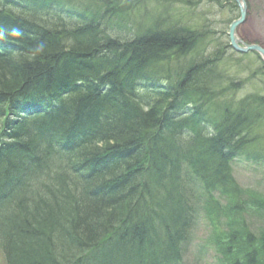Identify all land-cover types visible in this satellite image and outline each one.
Listing matches in <instances>:
<instances>
[{
	"label": "trees",
	"instance_id": "obj_1",
	"mask_svg": "<svg viewBox=\"0 0 264 264\" xmlns=\"http://www.w3.org/2000/svg\"><path fill=\"white\" fill-rule=\"evenodd\" d=\"M67 1L0 0V122L7 128L19 127L12 133L24 144L22 152L10 155L2 154L0 146V166L7 167L0 169L4 260L7 264H182V242L194 227L185 225L191 217L187 210L211 207L217 210L213 230L222 236L210 237L218 262L264 264V195L242 189L231 166L236 160L264 165V62L256 53L234 51L219 32L208 29L211 18L202 31L184 22L183 11L176 14L179 22L157 19L160 23L155 27H146L133 19L134 12L144 9L131 0ZM171 1L193 8V14L215 2L222 6L220 0ZM227 2L232 5L226 21L230 26L239 17V8L235 0ZM130 15L137 31L132 32ZM48 18L56 25H69L67 34L50 30ZM95 23L108 35L100 33ZM82 57L98 61L99 68L92 73L84 65L79 69L72 60ZM83 69L90 73L87 88H76L86 97L69 98L73 107L61 102L53 70L60 76L68 73L72 87L74 76ZM105 69L115 72V78L105 75ZM123 81L131 90H141L150 101L148 107L139 106L138 96L125 91ZM95 86L107 90L95 92ZM250 87L255 91L248 94ZM30 88L34 91L29 95ZM106 91L113 94L111 100L103 95ZM175 97L184 99L191 117L176 122L177 133L157 144L143 132L153 124L165 130L170 114L179 116L173 112L179 109L172 102ZM43 102H48L44 106L52 110V117L38 108ZM22 114L28 116L21 118ZM75 114L79 116L72 122ZM54 129L77 132L57 141ZM25 134L44 135L46 151L36 152L39 138L25 139ZM100 143L106 144L99 147ZM172 150L180 159L168 169L161 165L166 162L162 153ZM118 153L127 165L116 171L117 178L103 182L106 172L114 170L111 164L118 161ZM38 164L53 173L44 180L35 178ZM129 168L136 171L141 186ZM23 170L34 186L32 193H26L24 177L3 181L13 178V172L22 176ZM158 179L165 181L160 184ZM89 185L100 188L102 196L91 198L86 191ZM130 189H138L140 195L141 190L156 191L152 200L143 198L136 215L129 213L126 203L131 197L124 196ZM231 195L239 200H228ZM163 207H180V227H175L172 217L160 214ZM223 220L231 225L224 227Z\"/></svg>",
	"mask_w": 264,
	"mask_h": 264
},
{
	"label": "bare ground",
	"instance_id": "obj_2",
	"mask_svg": "<svg viewBox=\"0 0 264 264\" xmlns=\"http://www.w3.org/2000/svg\"><path fill=\"white\" fill-rule=\"evenodd\" d=\"M171 3L174 4V6L172 7L173 9H170L168 8L167 6V2L168 0H131V3L132 5L134 4L135 6L139 7V6H142L143 9L152 14V16L155 18V16H158L157 19L158 20H171L173 23H176L177 21L179 22L180 19H178V16L176 14H178L179 12H181L182 10H190L189 7H187V5H184L183 3L181 2H178V1H171L169 0ZM69 2V0L67 1V3ZM169 2V3H170ZM17 5H20V3H18ZM99 7H102V4H97ZM177 8V11H175ZM107 9V6L105 5L102 9H101V12H103V14H105V10ZM200 9V8H198ZM197 9V10H198ZM191 10H194L193 8ZM196 10V11H197ZM143 12H140V15L142 14ZM175 13V14H174ZM53 18L57 19V13L56 12H53ZM131 15H130V21H131V25L133 26L132 28V32L134 31H137L139 28L137 26V22L132 20L131 19ZM183 19V18H182ZM73 23H70V24H75L74 21H72ZM46 25L50 28V30H55V33L57 35H59L60 33L61 34H67L66 32V28L69 27V25L65 24L64 22H60L59 25H56L55 23L52 22L51 18H48V20L46 21ZM96 25V28L98 30H100V33H106V30L100 26L99 23H95ZM181 25V24H179ZM146 27L149 26V25H145ZM56 28L59 29L56 30ZM119 30V29H118ZM106 35H108V33H106ZM69 44H74L75 43V40H71V43L68 42ZM103 53L106 55H109L111 57L110 54H107L106 52L103 51ZM121 54V53H119ZM117 54V56L119 57V59L122 61L123 64L126 63V61L124 62L123 58H121V56ZM63 56H69V54H63ZM64 58V57H63ZM69 58H65L64 60L67 61ZM63 60V59H62ZM29 61V59H28ZM33 61V60H32ZM64 61V62H65ZM73 63L76 64V66L80 68H82L84 66H87L86 69L90 70L91 73L93 72V69H97L99 68L100 65L98 61L94 60V59H88L85 58V57H82V59H73L72 60ZM78 70V69H77ZM84 73H85V76H84V73H78L75 77V79L73 80V86L71 87L69 83H71L69 77H67V74L68 73H64L63 76H60V74L55 70H53V77L56 78V81H57V87L60 88L61 90L56 92L57 93V98L59 100L64 101L67 105L69 106H75L74 103H72L70 101L69 98H71L72 101H76V100H82L84 99V97H86L85 95H82L83 92H81V90L83 89H86L87 87L86 86V81L89 80V75L90 73H88L85 69H83ZM104 74L107 75L110 79H114L115 78V72L111 71V70H108V69H105L104 70ZM133 74V73H132ZM117 82V81H115ZM112 81V83H115ZM121 85H123V87L125 88V91L127 92H130L132 91L134 93V95L138 96V100H139V106H141L143 109H145L146 107H148V104L150 103L149 99L146 98L145 95H143V93L141 92V90L139 88H136V90H131L130 89V85H128L125 81L121 82ZM158 84H156L157 86ZM80 89H78V88ZM39 89V88H38ZM67 89L70 90L69 92H67ZM29 90H31L29 92V95L31 92H33L34 90L32 88H30ZM101 90H107V88L104 86L103 88H101V86H95L94 87V91L95 92H98V91H101ZM105 97H107V99L111 100L114 96L111 92H107L103 94ZM178 101L179 104L176 102ZM173 103L177 104L179 106V109H174L173 112L177 111L178 112V115L179 116H176V115H172L170 114V117L167 119L166 121V129L164 130L162 127L159 128V126L157 124H153V126H151V128H149V130H146L143 132V135L146 136V137H151L155 140V142L157 144H160V142H164L165 140H170V137L171 135H174L177 133V131L175 130V124L176 122L178 121H181V119H184V118H190V114L188 112L189 108H188V105L185 104L184 102V99L183 98H176L172 101ZM48 102H43L41 103V105H39V109L43 110L44 113H50L49 115L52 117L54 114L51 113L49 109V106H44L45 104H47ZM38 111V110H37ZM28 116L27 114H22L21 118H25L26 116ZM1 116V115H0ZM79 115L78 114H75L74 117L70 118V120L72 122H75L74 119L76 117H78ZM56 118V117H54ZM51 124H49L50 126ZM75 125V124H74ZM73 125V127H74ZM19 128V127H17ZM17 128H11V127H6L5 123H4V126H3V123L0 122V146L2 147V154L4 155H10L11 152H22L23 149H24V144L21 145L20 143V140L22 139V137H18L16 140H15V137L12 133V131H15V129ZM159 129V130H158ZM55 132H57L56 134V140L57 141H60L61 139H64V137H67L68 135L70 134H73L74 132H77L76 130H73V129H69L68 132H60L56 129H54ZM82 135V137L85 138V136L87 135V132H83V133H80ZM184 134H187L186 132ZM44 137V135H43ZM43 137L39 135H35V136H29V135H26L25 134V139H29V138H33V140L35 138H39V145H37L35 147V151H39L41 153L45 152L46 149H47V144L46 142L43 141ZM56 140H54L51 145L54 147L55 144H56ZM99 143V142H98ZM106 143H100L98 144L99 147H103ZM137 145V144H136ZM137 147L139 148L140 147V144L137 145ZM171 148L170 147V151H171ZM173 153V154H172ZM172 153L171 152H168V153H162L163 154V157L166 158V162L165 163H162L161 165L164 166V167H167L168 169H172L174 166V162L179 160V155L176 154V151L172 150ZM229 159L231 160L232 157H229ZM117 162H113L111 164V166L114 168V170L112 172H106V177L104 179L103 182H108L109 180L111 179H114V178H117L118 175H116V171H118L119 169H123L127 164H126V160H125V157L123 155H121L120 153H118L117 155ZM160 165H157L156 166V169L159 167ZM259 166H264L263 164H259ZM7 167L4 166V165H1L0 166V169H6ZM264 168V167H263ZM129 170L131 171V175H132V178L135 180V183L136 185L138 186H141L142 184V181L140 180H136V171L133 170L132 168H129ZM25 170L21 171V175L22 176H17V173L13 172L12 173V176L13 178L11 177H6L3 179V181L5 182H11L15 179H18V180H22L24 177L25 180H24V186H25V190H26V193H32L33 192V187L31 184V182L26 178L25 176V173H24ZM35 171L36 173L34 174L35 175V178H41V179H45V178H48L49 175H51L53 172L52 171H49V170H46V168L41 165V164H38L35 166ZM69 176L72 178V179H75L74 176L70 173ZM165 179H158V182L160 184H162V182H164ZM78 182V181H77ZM238 185L241 186L240 183H238ZM187 186H190V183L188 182ZM242 189H244L245 191H253V189H246L244 187H242ZM86 191L87 193H89L91 195V198H95V197H101L102 196V192L100 191V188H97L96 186L94 185H89L87 188H86ZM125 191V189L121 186V192L123 193ZM141 195H140V191H138V189L136 190H129V195H124L126 198L128 196L131 197V200L126 202L128 204V210H129V213L131 215H136L138 213V210L141 206V201H144V199L147 198V200H152V198L155 197V194H156V191H152V192H149V193H145L146 191H143L141 190ZM182 192H184V190H181ZM27 197H25L24 199H26ZM144 198V199H143ZM219 201H221L220 199H218ZM228 200L230 201H234V202H237L239 200V197L237 196H233L231 195L230 197H228ZM23 201V200H22ZM191 202V201H190ZM191 204H196V202H191ZM170 206V205H169ZM188 211V214L191 215V217H188L185 221V225L190 223V226H194V229L196 227V224H198V222H200L202 219L204 221H209L208 219L210 218L209 216H214L215 213L211 214V215H208L207 212H205L204 209L202 208H194V207H191ZM160 214L162 216H170L173 218V222H174V225L175 227H180L181 226V220H182V211L180 209V207H174V209L172 208H169V207H163L159 210ZM204 212V214L202 213ZM217 212V210H216ZM124 216V215H123ZM175 218H179V220H175ZM223 223L222 224L224 227H228L229 225H231V221H228V223H226V220H223ZM184 225V226H185ZM183 227V226H182ZM194 229L192 231V234L191 236L193 237L194 235ZM190 245V240H186L184 242H182V253H183V261H182V264L184 263V259H185V251L187 249V247ZM2 252V251H1Z\"/></svg>",
	"mask_w": 264,
	"mask_h": 264
},
{
	"label": "rangeland",
	"instance_id": "obj_3",
	"mask_svg": "<svg viewBox=\"0 0 264 264\" xmlns=\"http://www.w3.org/2000/svg\"><path fill=\"white\" fill-rule=\"evenodd\" d=\"M250 7L247 14L248 18L246 22L240 26L238 29V37L242 39L246 44L252 45L257 44L264 47V0H246ZM222 6H218V2H215L214 6L209 5L208 7H200L197 14H193L190 10H182L185 14L183 17L184 22L187 24H193V27L201 28L204 23L208 22L211 18L212 24L208 26L213 32H219L220 36L224 37L225 43L230 46V38H228V33L230 27L226 24L229 17V8L227 0H220ZM217 7V8H216ZM137 16H140L137 17ZM158 16L155 18L152 14L144 12L140 15L139 12L133 13V19L139 21L145 25L153 26L160 23L157 20ZM127 19V18H126ZM143 19V20H142ZM126 22V21H123ZM222 31V33L220 32ZM122 36L130 37L128 33H123ZM254 88L250 87L247 89V93H254ZM234 176L241 187L246 189L250 188L253 191L260 192L264 195V168L259 165H253L250 162H244L242 160H236L232 163ZM208 215L215 213L214 216H209L210 221H204L203 219L196 224L191 230L194 229V235L191 237L190 245L185 251V259L183 264H220L216 258V246L212 239L221 238L218 233H215L214 227L217 222L216 209L208 207L205 209ZM204 214V212H202ZM0 264H7L4 260L3 253L0 251Z\"/></svg>",
	"mask_w": 264,
	"mask_h": 264
},
{
	"label": "water",
	"instance_id": "obj_4",
	"mask_svg": "<svg viewBox=\"0 0 264 264\" xmlns=\"http://www.w3.org/2000/svg\"><path fill=\"white\" fill-rule=\"evenodd\" d=\"M236 5L239 8V18L234 20L230 24V29L228 33V37L230 38V46L239 54H249L256 53L261 58L262 62H264V47H261L257 44H246L242 39L238 37V29L241 25H243L248 16L249 5L246 0H235Z\"/></svg>",
	"mask_w": 264,
	"mask_h": 264
}]
</instances>
